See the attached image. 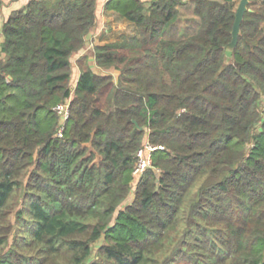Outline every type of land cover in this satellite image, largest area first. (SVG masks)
I'll list each match as a JSON object with an SVG mask.
<instances>
[{
	"label": "trees",
	"instance_id": "16d2710c",
	"mask_svg": "<svg viewBox=\"0 0 264 264\" xmlns=\"http://www.w3.org/2000/svg\"><path fill=\"white\" fill-rule=\"evenodd\" d=\"M249 1L232 52L233 0L107 1L133 27L94 47L95 66L117 79L84 57L73 89L96 0L11 13L0 264H264V0ZM66 101L58 138L53 108ZM145 141L161 149L132 190Z\"/></svg>",
	"mask_w": 264,
	"mask_h": 264
},
{
	"label": "crops",
	"instance_id": "0c3cea01",
	"mask_svg": "<svg viewBox=\"0 0 264 264\" xmlns=\"http://www.w3.org/2000/svg\"><path fill=\"white\" fill-rule=\"evenodd\" d=\"M31 0H2L1 2V21H0V42H2V25L8 19L12 12L18 11L24 8ZM106 0H96L95 9V23L93 28L89 31L85 38L84 48L74 55L71 59V89L74 88L77 79L80 75V69L78 67V60L86 57L87 66L98 75H111L116 71H105L95 66L94 62V47L104 45L106 43L119 40L120 35L124 32L125 27L132 29L133 27L125 20L121 19L116 14L106 11L104 6ZM118 20V21H117ZM118 22V23H117ZM74 74V80H73ZM118 76V75H117Z\"/></svg>",
	"mask_w": 264,
	"mask_h": 264
},
{
	"label": "built area",
	"instance_id": "2783aa9c",
	"mask_svg": "<svg viewBox=\"0 0 264 264\" xmlns=\"http://www.w3.org/2000/svg\"><path fill=\"white\" fill-rule=\"evenodd\" d=\"M110 1V0H106ZM1 2L0 0V21H1ZM264 110V102H263ZM53 111L56 113L59 118V126L57 129L56 136L60 138L64 129V124L69 117V101L60 103L53 108ZM161 149V147H154L148 144L146 141L143 146L136 152V164L132 172L133 184L135 185L140 179L144 171L151 167V154L154 150Z\"/></svg>",
	"mask_w": 264,
	"mask_h": 264
},
{
	"label": "water",
	"instance_id": "95a60500",
	"mask_svg": "<svg viewBox=\"0 0 264 264\" xmlns=\"http://www.w3.org/2000/svg\"><path fill=\"white\" fill-rule=\"evenodd\" d=\"M249 0H240L237 9L235 11V20L232 28V41L231 43L227 46L226 50L232 52L236 43H237V38L240 32V24L243 19L244 13L247 11V5H248Z\"/></svg>",
	"mask_w": 264,
	"mask_h": 264
},
{
	"label": "rangeland",
	"instance_id": "374dc122",
	"mask_svg": "<svg viewBox=\"0 0 264 264\" xmlns=\"http://www.w3.org/2000/svg\"><path fill=\"white\" fill-rule=\"evenodd\" d=\"M239 2H240V0H233V6H234V9H237V6H238V4H239ZM249 4H250V1L248 2V5H247V10H248V7H249ZM259 7H261V3L259 2V3H256V5H255V8H259ZM118 21V20H117ZM118 23V22H117ZM122 34H127V36H131L132 34H133V31H132V29H129L128 27H125V29H124V32L122 33ZM122 36H124V35H120L118 38H120V37H122ZM232 60V58H231V54H230V52H226V61L227 62H230ZM113 74V80H114V82L116 81V79H117V75H118V72H113L112 73ZM73 80H74V74H73ZM73 84L70 82V86H72ZM134 187H135V185L133 184V186H132V190L134 189ZM132 198H133V196H132V194L129 196V198L127 199V201L126 202H128V203H130L131 201H132ZM7 220H8V218H7ZM0 233H2V232H4L5 231V228H6V224L5 223H3V222H1V224H0ZM99 244L100 243H98V244H96L95 245V247H94V251H93V256L95 257V254H96V249H97V246H99ZM92 256V257H93ZM92 258H90V260H91ZM96 259V258H95Z\"/></svg>",
	"mask_w": 264,
	"mask_h": 264
}]
</instances>
